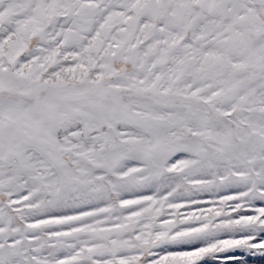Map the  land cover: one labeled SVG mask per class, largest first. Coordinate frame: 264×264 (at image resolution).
I'll list each match as a JSON object with an SVG mask.
<instances>
[{"label":"snow or ice","instance_id":"snow-or-ice-1","mask_svg":"<svg viewBox=\"0 0 264 264\" xmlns=\"http://www.w3.org/2000/svg\"><path fill=\"white\" fill-rule=\"evenodd\" d=\"M264 258V0H0V264Z\"/></svg>","mask_w":264,"mask_h":264},{"label":"rangeland","instance_id":"rangeland-1","mask_svg":"<svg viewBox=\"0 0 264 264\" xmlns=\"http://www.w3.org/2000/svg\"><path fill=\"white\" fill-rule=\"evenodd\" d=\"M251 264H264V258L262 257H249ZM207 264V262H205Z\"/></svg>","mask_w":264,"mask_h":264}]
</instances>
